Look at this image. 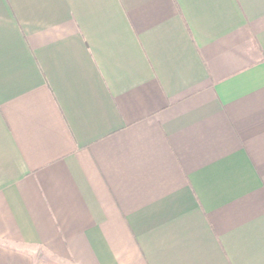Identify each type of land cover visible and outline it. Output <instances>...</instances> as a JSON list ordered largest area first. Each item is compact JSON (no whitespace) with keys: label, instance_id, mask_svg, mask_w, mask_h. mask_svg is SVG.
I'll return each mask as SVG.
<instances>
[{"label":"crops","instance_id":"obj_1","mask_svg":"<svg viewBox=\"0 0 264 264\" xmlns=\"http://www.w3.org/2000/svg\"><path fill=\"white\" fill-rule=\"evenodd\" d=\"M0 264H264V0H0Z\"/></svg>","mask_w":264,"mask_h":264}]
</instances>
